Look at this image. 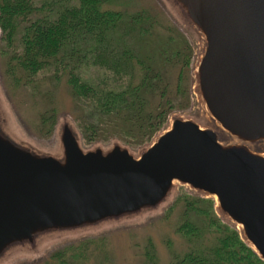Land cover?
Listing matches in <instances>:
<instances>
[{"label": "water", "instance_id": "water-1", "mask_svg": "<svg viewBox=\"0 0 264 264\" xmlns=\"http://www.w3.org/2000/svg\"><path fill=\"white\" fill-rule=\"evenodd\" d=\"M174 1L203 40L194 86L213 124L172 115L135 155L119 141L84 150L65 122L54 156L0 120V259L56 231L156 208L179 181L214 198L264 260V0Z\"/></svg>", "mask_w": 264, "mask_h": 264}, {"label": "trees", "instance_id": "trees-1", "mask_svg": "<svg viewBox=\"0 0 264 264\" xmlns=\"http://www.w3.org/2000/svg\"><path fill=\"white\" fill-rule=\"evenodd\" d=\"M116 1L0 0L1 53L18 85L32 86L41 75L55 86L66 83L84 145L117 140L138 151L168 127L172 114L191 106L194 48L150 9L111 8ZM56 106L52 98L43 115L53 130ZM174 212L187 247L172 251L171 264H264L237 226L218 214L214 198L182 186L164 216ZM92 243L56 251L46 264H85ZM145 258L158 264L151 240Z\"/></svg>", "mask_w": 264, "mask_h": 264}, {"label": "rangeland", "instance_id": "rangeland-1", "mask_svg": "<svg viewBox=\"0 0 264 264\" xmlns=\"http://www.w3.org/2000/svg\"><path fill=\"white\" fill-rule=\"evenodd\" d=\"M43 1L38 0L39 3ZM110 6L128 12L148 8L164 23L177 27L194 48L192 61L194 76L201 57L203 40L174 0H117ZM18 40L16 44L17 47H20ZM3 46L0 28L1 123L19 142L32 147L34 150L54 156L61 154L60 135L64 123L68 122L78 131L72 116L73 103L66 83L62 82L55 86L50 82L51 79L45 80L46 77H41V75L37 77V82L32 86L16 84L6 71V58L1 53ZM51 97L57 105L58 114L54 130L50 128V123H44L43 119L45 111L49 108ZM172 115L192 118L203 125L213 124L207 116L205 105L194 85L191 106L187 110ZM78 133L80 135L79 131ZM80 139L84 150L101 146L106 151L117 142L114 140L107 146L103 144L86 146L82 143L81 135ZM142 149L138 151L131 149V151L135 155H139ZM260 149L264 151V143L260 144ZM183 185V183L176 181L170 197L156 208L144 209L139 213L117 219H108L95 225L56 231L41 237L33 245L28 243L22 246L16 245L0 259V264H46L50 256L56 251L76 247L87 241L93 243L90 244L92 254L85 264H145V247L150 240L155 246L158 264H171L172 251L183 252L187 246L176 233L178 213L174 212L169 218L164 215L174 198L180 193ZM184 187L191 193L205 195L201 191L192 189L189 185ZM216 210L223 219L230 221L226 215L220 213L217 208ZM103 251H105L104 254H102ZM104 255L106 260H104Z\"/></svg>", "mask_w": 264, "mask_h": 264}]
</instances>
